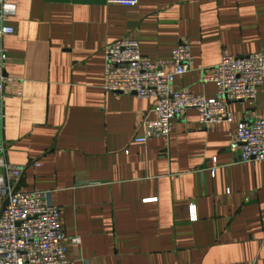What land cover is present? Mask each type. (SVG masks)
Instances as JSON below:
<instances>
[{"label": "crops", "instance_id": "crops-1", "mask_svg": "<svg viewBox=\"0 0 264 264\" xmlns=\"http://www.w3.org/2000/svg\"><path fill=\"white\" fill-rule=\"evenodd\" d=\"M15 5L4 74L22 95L6 86L0 145L11 164L38 159L18 183L60 208L64 264H264V160L229 148L240 122L264 118V82L253 104L230 103L231 123L201 126L187 109L168 137L142 143L153 99L103 89L105 46L130 37L155 62L189 43L193 69L174 87L214 97L200 68L224 52L264 54V0Z\"/></svg>", "mask_w": 264, "mask_h": 264}, {"label": "built area", "instance_id": "built-area-1", "mask_svg": "<svg viewBox=\"0 0 264 264\" xmlns=\"http://www.w3.org/2000/svg\"><path fill=\"white\" fill-rule=\"evenodd\" d=\"M110 2L125 4L132 0ZM15 12V0H0V118L4 100L10 95L6 86L13 87V95H22L21 81L4 74V37L14 33L7 19ZM192 69L193 56L187 42H179L168 60L157 62L144 57L137 40L130 37L105 46L103 89L154 101L155 119L142 123L141 134L133 138L135 142L168 137L173 119L187 109L198 112L201 126L231 123V102L253 104L256 100L264 82V54L234 56L224 52L217 64L201 67L202 80L214 83L217 89L211 98L174 87L175 79ZM229 148L243 162L263 161L264 118L240 122ZM29 166L38 167V159L11 164L5 158L4 145H0V198L2 204L6 201L0 209V264H64L69 239L61 226L60 208L51 202L48 192L19 187V178Z\"/></svg>", "mask_w": 264, "mask_h": 264}, {"label": "water", "instance_id": "water-1", "mask_svg": "<svg viewBox=\"0 0 264 264\" xmlns=\"http://www.w3.org/2000/svg\"><path fill=\"white\" fill-rule=\"evenodd\" d=\"M5 204H6V201L2 204V207H1V209L5 206Z\"/></svg>", "mask_w": 264, "mask_h": 264}]
</instances>
